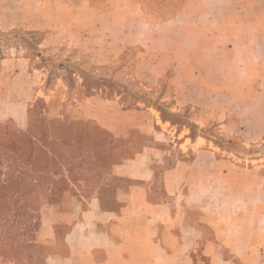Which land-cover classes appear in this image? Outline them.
<instances>
[{
    "label": "crops",
    "instance_id": "crops-1",
    "mask_svg": "<svg viewBox=\"0 0 264 264\" xmlns=\"http://www.w3.org/2000/svg\"><path fill=\"white\" fill-rule=\"evenodd\" d=\"M119 4L122 10L91 0H0V31L73 38L70 45L96 63L140 44L158 79L171 72L175 109L225 116L226 99L242 98L240 125L259 108L253 124L264 133V0H186L158 22L140 3ZM0 65L14 78L31 74L25 57L1 58ZM141 129L152 145L113 165L105 188L43 206L33 238L48 250L40 264H264V179L255 167L238 166L233 154L187 129L177 132L159 114ZM242 132L244 143L262 137ZM171 138L182 155L159 169Z\"/></svg>",
    "mask_w": 264,
    "mask_h": 264
},
{
    "label": "rangeland",
    "instance_id": "rangeland-1",
    "mask_svg": "<svg viewBox=\"0 0 264 264\" xmlns=\"http://www.w3.org/2000/svg\"><path fill=\"white\" fill-rule=\"evenodd\" d=\"M100 8L113 7L122 10L120 0H91ZM140 3L145 13L158 20H166L178 11L186 0H131ZM132 10V8H131ZM23 27L0 31V59L14 56L25 57L29 62L30 75L14 78L12 69L3 71L0 65V125L9 124L12 128L26 132L30 125L29 109L37 105V116L45 120L59 119L90 122L109 133L104 148L109 146L115 150L125 149L130 156L152 145V137L148 131L142 130L143 124L155 120L160 113L157 107L165 112L179 114L177 132L187 129L186 124H194V132H202L204 138L220 151L233 154V160L240 167H252L264 179V133L253 124L254 118L262 116V110H252V121L246 120L240 125L237 111L243 107L242 98H227L230 111L221 114L217 111H200L197 107L185 106L175 109L171 85V72L168 71L158 79V70L151 69V62L144 55L140 44L126 48L120 56L109 62L96 63L90 53L70 45L73 38H66L52 32H40L42 41L39 48L42 55H58L57 61L70 57L74 64L90 71L95 77L107 79L105 86H100L92 94L81 87V80L66 82L62 79L64 71L55 68V75H49L47 67L36 57L34 48H26L21 40L27 33ZM100 82H98L99 84ZM13 85V87H11ZM68 85H71L69 88ZM124 91V93H123ZM125 94L122 97L119 94ZM214 98H218L216 96ZM27 99V100H26ZM41 100L38 102V100ZM220 101V100H219ZM264 100L260 101L263 103ZM251 104V103H250ZM248 106H245V108ZM248 115L247 113H245ZM227 115V116H226ZM39 120V119H38ZM239 121V122H238ZM181 122V123H180ZM249 131L252 138L262 137L257 142H243L242 136ZM197 136V135H196ZM258 136V137H259ZM191 137V136H190ZM195 137V136H194ZM193 138V137H192ZM216 140L218 142H216ZM231 140V144L227 141ZM110 141V142H109ZM177 140L169 139L170 155L165 164L156 165L159 169L172 165L181 157ZM216 142V143H215ZM99 143V142H98ZM102 145V143H100ZM124 152V153H125ZM85 159L77 163V168L68 171L58 163L48 169L29 172L24 177L26 183L15 184L0 198V261L13 264H34L43 259L48 252L38 247L34 241L37 227L36 218H40L41 210L46 204H72L75 200L89 198L101 180L108 178L112 162H123V156L103 157V166L87 164L86 153L77 154ZM41 164V162H40ZM99 166V167H98ZM40 167V166H39ZM49 170L48 172H46ZM252 173V172H251ZM248 172V175L251 174ZM99 175V179H95ZM39 176V177H38ZM38 178L37 182L33 178ZM62 210L70 208L61 207ZM37 260V262H36Z\"/></svg>",
    "mask_w": 264,
    "mask_h": 264
},
{
    "label": "trees",
    "instance_id": "trees-1",
    "mask_svg": "<svg viewBox=\"0 0 264 264\" xmlns=\"http://www.w3.org/2000/svg\"><path fill=\"white\" fill-rule=\"evenodd\" d=\"M39 33L38 31H27L21 40L25 43L26 48H34L36 57H41V63L48 68V76L55 75V68L62 69L64 71L63 80L70 84L75 81V78L80 79L81 87L89 94H92L100 86L106 87L107 79L95 77L90 71L74 64L68 56L61 61H57L58 55L56 54H48L44 57L39 48L42 41ZM98 82L100 83L98 84ZM68 87L70 88L71 85ZM123 93L119 96L125 95ZM39 101L41 100L39 99ZM37 108V105L33 104L29 109L30 125L26 132L16 130L9 124L0 125V198L5 195L2 190L10 189L18 183H26L24 177L29 172L36 173L38 169L42 172L41 169H48L58 163L66 167L68 171L77 168V163L85 161L77 154L86 153L87 164L92 165L91 167L96 165L102 167L104 155L106 157L120 155L124 159L130 158L125 149L115 150L116 148L111 149L109 146L104 148L103 142L108 141L110 135L94 124L59 119L45 120L37 116ZM157 110L162 121H168L171 125L179 124L176 119L180 117L179 114L168 110L165 112L160 107H157ZM184 125L189 128L191 137L204 136L201 131L194 132L197 129L194 124L184 123ZM216 142L218 141L216 140ZM227 143L231 144L232 142L228 140ZM112 164H117V161ZM94 177L99 179L100 176L95 175ZM33 181L37 182L38 178H33ZM106 184V180H101L97 183L96 188L103 189Z\"/></svg>",
    "mask_w": 264,
    "mask_h": 264
}]
</instances>
